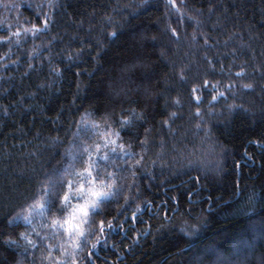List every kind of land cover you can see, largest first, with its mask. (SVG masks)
Returning a JSON list of instances; mask_svg holds the SVG:
<instances>
[{"label": "trees", "instance_id": "16d2710c", "mask_svg": "<svg viewBox=\"0 0 264 264\" xmlns=\"http://www.w3.org/2000/svg\"><path fill=\"white\" fill-rule=\"evenodd\" d=\"M46 3L0 0V36L21 30L10 42L0 41V65H6L0 67V264H47L45 244L33 248L20 235L36 240L33 228L50 233L42 218L34 216L32 224H10L9 218L30 202L40 178L69 163L68 152L77 154L82 142L98 139L83 125L77 128L86 112L89 123L109 115L136 152V136L151 132L130 190L135 199L121 213L115 204L106 206L117 219L92 261L87 247L79 253L83 264H261L264 91L241 85L253 77L264 82L253 72L264 66V0H183L180 12L166 8V0ZM42 10L54 23L35 37L24 33L22 27L42 19ZM169 26L179 31L178 43ZM194 31L208 33L214 47L205 52L199 36V44L191 42ZM245 61L247 75L235 78ZM185 65L187 80L178 83L176 72ZM230 78L235 89L211 104L213 93L198 88V128L190 115L196 111L189 103L193 86L209 79L210 88ZM173 98L181 103L174 105ZM133 110L142 118L120 129L121 114ZM170 112L177 113L174 131H161ZM121 180L127 189L133 177L125 172ZM62 238L47 241L57 245L52 259L60 258Z\"/></svg>", "mask_w": 264, "mask_h": 264}, {"label": "snow or ice", "instance_id": "6c2138e0", "mask_svg": "<svg viewBox=\"0 0 264 264\" xmlns=\"http://www.w3.org/2000/svg\"><path fill=\"white\" fill-rule=\"evenodd\" d=\"M56 6L54 0H47V3L43 5L46 8H55ZM181 6H183V0H180V6L177 5V0H166L165 7L168 9L180 12ZM6 7H16V5H6ZM209 11H212L211 7ZM37 15L42 17L38 23H32L30 28L22 27L24 33H30L33 37L48 30L50 25L54 23V16L48 11L42 10ZM196 23L200 24L201 21L197 20ZM169 31L171 34L170 39L178 43L181 39L179 31L171 26H169ZM20 35L21 30L19 29L16 32L9 30V36H0V41H9L10 36L19 37ZM116 35L115 32L108 33L109 37ZM198 36L203 40L201 47L205 52L214 47V44L210 43L212 38L205 32L196 33L194 31L190 37L191 42L199 44ZM153 39L156 38L153 37ZM67 58L72 59L71 55ZM0 59H3V57H0ZM205 60L208 67L212 68L213 60L207 56H205ZM0 67H6V65H0ZM31 67L32 65L29 64V68ZM247 67V62H243L239 66V70L234 73V77L240 79L246 76ZM52 71L59 73L60 69L53 68ZM253 72L259 73L261 80L264 81V66L253 68ZM176 77L178 83L186 82L187 65L179 67ZM209 85V79H204L203 84L194 85L192 88L189 103L195 107L196 111L190 115L197 120L196 126L198 128L201 127L202 113L200 106L203 103L202 95L197 93L198 88L209 89L213 93L209 101L211 104L213 101H217L219 97H224L225 92L233 91L236 87L231 78L226 84L216 81L211 83L210 88ZM241 86L247 90H255L258 86L264 91V82L258 84L255 77ZM172 103L179 105L181 102L178 98H173ZM121 115L122 119L118 124L120 129L130 127L133 119L139 120L142 118L135 113V110L127 115H123V113ZM88 117L87 112L82 114L81 119L75 121L77 128L79 129L83 125L85 131H90L91 135L98 139L92 144L82 142L77 154L68 152L69 163L62 169H54L40 178L37 181L36 192L30 198V202L27 203L25 208L21 209L20 213L9 218L10 224L20 220H23L26 224H32V218L36 215L42 218L41 227L51 229L50 233L41 235L39 231L33 228L32 232L35 234L36 240L28 238L25 233L20 235L33 248L45 244V250L48 252V257L45 258L47 264H69V261L70 264H83V258L79 256V253L85 247L89 249L87 259L92 261L93 250L106 242L117 219V216L106 213V206L115 204L117 212L121 213L127 211L129 205L135 199L130 190L135 187V178L144 164L143 153L147 149L148 134L151 129L146 128L143 137L136 136L135 139L139 141L141 146V151L136 152L132 149V143L124 141L121 132L114 129L113 125L116 122L109 115L106 114L98 121L91 120L90 123L86 119ZM176 118L177 113L170 112L161 124V131L164 129H168L170 132L174 131L172 125ZM160 147H164L163 138H161ZM76 161H81V166L74 167ZM125 172L130 173L133 177V182L128 184L127 189L124 188L121 180V174ZM121 197L123 203L120 202ZM139 207L137 205V211H139ZM132 215L135 217L136 212H133ZM121 230L123 231V228ZM60 233H63L59 245L60 258L52 259L53 249L57 245L49 244L47 241L57 238ZM191 234L190 232L186 233V235ZM42 264H44V261H42ZM218 264H226V262L220 260ZM261 264H264V259L261 260Z\"/></svg>", "mask_w": 264, "mask_h": 264}]
</instances>
